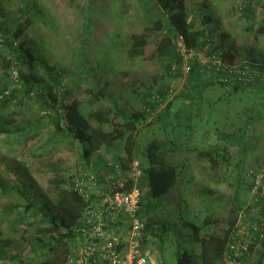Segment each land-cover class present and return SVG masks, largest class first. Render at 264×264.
<instances>
[{
    "label": "trees",
    "instance_id": "trees-1",
    "mask_svg": "<svg viewBox=\"0 0 264 264\" xmlns=\"http://www.w3.org/2000/svg\"><path fill=\"white\" fill-rule=\"evenodd\" d=\"M135 1L143 9L145 27L129 37L127 54L166 64L161 84L138 93V106L130 104L127 94H106V84L78 89L79 74L65 65L48 64L39 51L45 48L42 40L35 48L25 41L33 16H41L36 0H19L14 17L7 12V0H0V264H66L77 246L85 207L99 202L117 181L113 176L107 183L105 177L117 166L124 176L117 190H128L132 180L126 176L135 163L140 191L136 216L144 222L141 247L149 256L154 246L172 239L163 214L167 206L179 239L186 238L189 245L177 248V264H227L228 258L234 264H264V178L253 191L264 159L249 164L246 153L248 143L264 152V132L258 130L264 124V82L243 83L222 71L204 79L195 58L184 74L174 39L181 35L193 50L208 40L215 45L210 53L219 51L225 66L263 64L264 58L251 53L241 57L235 38L210 29L214 14L205 3L200 5L202 13L190 9L186 0ZM253 1L241 0L237 10L248 26L257 16ZM258 15L260 34L264 5ZM151 42L153 49L147 53ZM174 83L180 87L168 99ZM215 85L233 93L249 90L261 110L246 116L244 112L223 125L230 128L213 129L205 139L191 136L184 143V126H218L217 121L198 120L193 111L196 93ZM152 133L156 137H150ZM40 136L41 144L33 150L30 142ZM193 145L201 149L196 152ZM194 151V160L207 162L213 181L224 183L227 193L192 190L196 179L186 155ZM90 176L94 179L89 183ZM76 180L83 182L81 192ZM202 198L211 201L203 215L194 202ZM245 222L249 244L239 235Z\"/></svg>",
    "mask_w": 264,
    "mask_h": 264
},
{
    "label": "rangeland",
    "instance_id": "rangeland-1",
    "mask_svg": "<svg viewBox=\"0 0 264 264\" xmlns=\"http://www.w3.org/2000/svg\"><path fill=\"white\" fill-rule=\"evenodd\" d=\"M240 2L241 0H186L190 9L198 8L202 13L203 8L200 5L207 4V8L214 14V21L209 28L218 30V35L226 33L235 38L241 49V57H244L245 53H251L253 57L264 58V32L260 34L257 32L261 26V18L258 14L261 6L264 5V0L253 1L257 16L249 26L238 16ZM36 3L41 10V16H33V23L25 32V41L35 48L42 40L45 48H40L39 51L48 64L65 65L79 74L78 89L82 90L91 84L96 89H101L106 84L104 88L106 94L116 96L122 94V98L124 94H127L130 96L128 98L130 104L138 106L140 102L138 93L148 92L150 88L156 89L161 84L160 76L165 73V63L130 58L127 54L129 37L141 33L145 27L142 19L143 9L135 0H74L73 2L71 0H36ZM18 6L19 0H7L6 9L9 16L18 15L16 12ZM253 35L257 36L255 41L252 39ZM153 36L154 34L152 38ZM152 49L153 42L147 46L146 52L149 53ZM68 78L70 77H66L67 84ZM180 84L176 85V92ZM205 89L196 93L193 111L198 120H209L214 123L217 121L218 126H184L181 136L184 143H189L191 136L204 135L203 139H205L213 129L230 128L231 126L223 125L233 122L237 115L245 112L244 116H246L260 109L259 105H254V103L257 104L258 99L249 90L233 93L218 85ZM177 105L178 102L175 103V106ZM258 130L264 132V124ZM166 133L170 136L169 131ZM174 133L175 136L179 134L180 128H177ZM142 134L143 132H140L136 136ZM143 137H146V134ZM150 137H156V133H152ZM40 142L41 136L33 139L30 142L32 149L35 150L41 144ZM205 142L208 143L207 140ZM193 146L194 148L197 146L196 152L201 149L199 145ZM246 149L249 164H255L264 159V152L259 151L258 147L252 144L249 146L248 143ZM196 152H188L186 155L192 159L191 171L196 179V187L192 190L210 188L218 193H227L228 189L224 183L213 181L207 162L194 160ZM107 158L109 157H105V160ZM194 202L197 206L200 205L201 215L208 213L206 208L211 203L210 199H196ZM219 207H221L220 204L215 209L220 210ZM168 210L166 206L163 214L166 216L165 219H169L172 239L162 242V247L160 244L154 246L155 251H152L150 255L154 263L177 264V248L183 250L189 247L186 244V238L179 239L180 230L172 224L173 219L171 215H168ZM242 215L243 213L241 217ZM242 219L244 218L239 221ZM246 228L245 222L241 228L243 234L239 235L242 236L245 244H249L250 237L246 234ZM194 247L197 251V247Z\"/></svg>",
    "mask_w": 264,
    "mask_h": 264
},
{
    "label": "built area",
    "instance_id": "built-area-1",
    "mask_svg": "<svg viewBox=\"0 0 264 264\" xmlns=\"http://www.w3.org/2000/svg\"><path fill=\"white\" fill-rule=\"evenodd\" d=\"M174 43L181 58V70L184 74H187L190 69L189 60L195 58L204 79H212L213 74L222 71L226 75L234 74L235 78L243 83L254 84L256 80L264 82V63L261 64L262 62L241 61L225 66L219 58V51L210 53L215 45L208 40L197 50L187 48L181 35L176 36ZM15 75L16 72H13V78ZM182 81L183 79L178 82L182 83ZM175 87L176 83L169 90L168 99L172 97ZM136 165V163L133 164L131 172H128L126 176L132 180L128 190H117L123 187L120 179L124 177L117 166H114L112 175L105 177L107 183L113 179V176L117 177V181L111 183V188L99 199V202L85 207L78 228V243L73 250L72 258H69L66 264H157L141 247L144 222L136 216L140 201L137 180L139 171ZM263 178L264 166L256 176L253 191H256ZM93 179L94 177L90 176L89 183ZM82 184V181L76 180L75 187L78 192H81ZM237 247L241 250L246 249L242 243H238ZM234 249L235 247L231 245L230 250ZM227 264H234V261L228 258Z\"/></svg>",
    "mask_w": 264,
    "mask_h": 264
}]
</instances>
